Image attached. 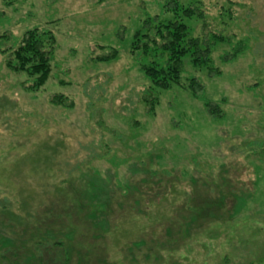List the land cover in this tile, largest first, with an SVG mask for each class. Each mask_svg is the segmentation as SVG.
Instances as JSON below:
<instances>
[{
    "label": "rangeland",
    "instance_id": "rangeland-1",
    "mask_svg": "<svg viewBox=\"0 0 264 264\" xmlns=\"http://www.w3.org/2000/svg\"><path fill=\"white\" fill-rule=\"evenodd\" d=\"M175 19L206 66L151 91L131 44ZM0 264H264V0H0Z\"/></svg>",
    "mask_w": 264,
    "mask_h": 264
},
{
    "label": "trees",
    "instance_id": "trees-1",
    "mask_svg": "<svg viewBox=\"0 0 264 264\" xmlns=\"http://www.w3.org/2000/svg\"><path fill=\"white\" fill-rule=\"evenodd\" d=\"M182 11L188 19L198 16L194 9L186 8ZM187 31L188 27L175 19L157 23L153 27L144 23V28L136 32L130 49L133 54L138 53L147 59L141 71L153 85L151 91L152 88L165 91L172 85L180 84L183 59L186 56H189L193 67L206 66L208 52L200 51L198 41L187 38ZM53 43L52 35L37 28L25 32L18 46L11 51L6 67L12 72L25 73L29 78H33V84L30 86L32 89L41 88L50 74L49 62ZM115 54L113 52V55ZM190 82L188 90L193 93L196 83L194 80ZM149 94L148 92L143 96V101L148 105V110L153 111L158 97L153 98ZM208 110L210 116H216L210 107Z\"/></svg>",
    "mask_w": 264,
    "mask_h": 264
}]
</instances>
